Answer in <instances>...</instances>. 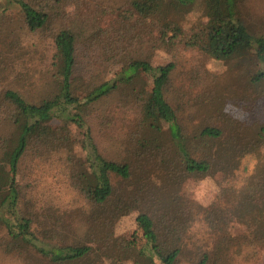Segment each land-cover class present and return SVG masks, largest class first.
<instances>
[{"label": "trees", "instance_id": "obj_1", "mask_svg": "<svg viewBox=\"0 0 264 264\" xmlns=\"http://www.w3.org/2000/svg\"><path fill=\"white\" fill-rule=\"evenodd\" d=\"M5 1L6 8L17 6L27 33L37 32L52 19L60 24L46 49H50L54 89L36 102H27L11 89L0 92V114L14 128V148L5 154L8 179L0 175L6 248L16 247L20 255L30 254L51 264L80 260L101 242L100 264H238L256 259L264 248V187L250 181L246 189L239 187L236 177L232 181L223 176L217 182L218 203L206 207L179 188L167 187L177 169L184 184L191 174L211 169L214 157L209 145L222 131L207 120L194 138L185 134L165 99L176 64L149 61L155 51L164 48L173 57L181 51H196L221 61L251 54L261 61L251 79L253 83L264 80V34L248 26L243 0H202L204 21L186 24L180 21L181 14L195 0H130L125 7L100 0ZM19 41H10V51ZM80 43L92 51V62L78 58ZM104 65L118 67L119 72L78 98L74 93L77 67H89L93 73ZM140 73L151 79L147 97L125 90ZM119 88L125 94L121 106L130 104L134 113L124 133L129 158L104 154L95 141L98 133L92 122L94 104ZM53 119L60 123L55 130L49 126ZM162 123L169 126L172 138L161 135ZM70 125L80 130L64 160L72 168L67 176L74 194L71 203L57 208L44 202L39 212L33 211L27 185L16 180L18 165L28 155L47 162V146L57 147L55 136ZM260 130L264 135V126ZM193 142L208 149L194 157L190 151L196 153L199 148L187 147ZM215 155L222 157L217 151ZM130 182L135 185L129 191ZM176 193L179 200L172 204L170 197ZM78 204L82 205L79 209ZM73 211L80 221L73 219ZM131 212H135L134 234L114 236V223ZM245 215L251 224L238 238L248 249L242 250L236 242L234 250L219 248L218 254L216 242Z\"/></svg>", "mask_w": 264, "mask_h": 264}, {"label": "rangeland", "instance_id": "obj_2", "mask_svg": "<svg viewBox=\"0 0 264 264\" xmlns=\"http://www.w3.org/2000/svg\"><path fill=\"white\" fill-rule=\"evenodd\" d=\"M42 1L37 0V3L40 4ZM100 1L114 7H125L126 4H130V0ZM242 5L248 26L253 27L256 33L264 34V0H243ZM203 15L202 0H195L182 12L180 21L184 24L203 22ZM22 18L16 5L12 4L6 8V1L0 0V92L11 89L27 102H36L54 89L51 87L54 71L51 72L50 67L52 64L50 49L49 52L46 49L60 24L52 19L48 25L30 34L25 30ZM14 39L20 40L21 43L17 48L11 47L10 51L9 43ZM85 45L79 44L78 58L89 63L92 62L93 54ZM149 61L153 65L168 61L176 64L172 74L171 90L165 93V99L176 111L178 125L180 122L185 134L194 138L198 133L197 129L206 124L207 120L222 131L220 138L209 145L212 147L211 157H214L211 169L202 174H191L186 179L187 184L179 180L177 169V176L171 179L167 187L179 188L203 207L209 206L212 202L218 203L215 199L217 182L223 176L232 177V181H235L236 177L239 187L245 185L246 189L250 188V181L259 183L260 188L264 187V135L260 130L264 126V80L253 83L251 79L259 70L261 61L251 54L227 61L214 60L196 51H181L173 57L165 48L155 51L149 57ZM93 70L95 72L91 73L89 67H77L74 74L76 89L74 93L78 98L88 93L91 87L114 78L119 72L118 67L110 65L99 66V70L98 68ZM151 87V79L140 73L125 90L132 96L140 94L147 97ZM124 95L119 88L108 97L104 96L97 101L93 106L92 122L95 123V131L98 133L95 141L104 154L114 156L118 153L124 158H129L128 147L124 144V133L129 131L130 127L127 125L134 118V113L130 104L125 108L121 106ZM130 103L133 104V101ZM3 116L0 114V175L8 179L9 163L5 154L14 148V144L11 143L14 128ZM49 126L55 130L59 128L60 123L53 119ZM159 132L167 139L172 138L166 123L160 125ZM79 136L80 130L75 125L66 126L62 132H58L56 139L54 138L58 146L54 148L47 146L49 149L47 162L34 160L28 155L19 163L16 180L27 185V190L31 193L29 206H33V211L39 212L44 202L57 208L71 203L74 194L67 180L71 167L65 161L68 150ZM190 144L188 148L191 146L199 148L196 153L190 151L194 157H199L208 149L198 146V142ZM215 151L222 155L221 159L216 158ZM169 152L172 153L173 149L169 148ZM174 181L178 182L177 185ZM134 185L135 183L130 182L126 189L130 191ZM261 192L264 195V191ZM177 200H179L177 193L170 197L172 204ZM81 207V204L77 205V209ZM255 208L256 206L251 210L247 209L254 211ZM4 211L5 207L0 209V264H51L30 254L20 255L16 247L6 248ZM75 211L73 219L80 221ZM242 211L246 212V209L243 208ZM134 217L135 212H131L116 221L112 234L131 235L134 230ZM250 224L251 221L246 215L234 222L229 229L230 233L221 236L216 242V252L219 254V248L221 251L228 248L234 250L236 242L240 244L242 250L248 249L247 245L244 247L243 239L238 238V235L246 234ZM103 246V242L98 243L86 257L61 264H100ZM237 262L264 264V248L260 249L259 255L253 261Z\"/></svg>", "mask_w": 264, "mask_h": 264}]
</instances>
